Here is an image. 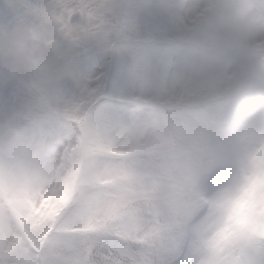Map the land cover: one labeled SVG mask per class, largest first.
Masks as SVG:
<instances>
[{"label":"rangeland","instance_id":"obj_1","mask_svg":"<svg viewBox=\"0 0 264 264\" xmlns=\"http://www.w3.org/2000/svg\"><path fill=\"white\" fill-rule=\"evenodd\" d=\"M19 1L17 9L0 7V27L27 28L58 52L65 72L60 87L44 83L32 89L10 76L0 60V253L6 264H36L35 248L74 190L81 161L78 122L104 88L113 61L109 54L112 19L120 0ZM172 2H150L144 10L145 35L160 40L194 38L205 50L186 45L168 57L150 48L141 58L134 47L123 48L121 61L139 65L133 78L113 95L143 101V107L135 111L139 108L109 104L101 111L107 116L94 114L83 126L94 137L90 141L94 147L89 145L86 154L92 148L94 152H132L136 157L128 162L103 158L101 166L90 158L84 180H118L131 173L132 164L142 172L134 180L136 193L116 188V194H99L62 226L71 231L67 247L78 249V257L70 264H84L92 248H97L95 238L83 240L75 231L99 234L110 215L129 202L161 200L170 203L180 218L196 209L198 191L192 184L201 182L204 189L213 184L210 172L217 165L216 141L229 116L231 95L243 81H253L261 93L258 109L249 114L241 134L250 148L244 174L233 175L214 198L191 264H247L264 252V239L257 238L264 236V0H187L182 8H173ZM75 14L80 20L72 23ZM129 32L138 37L140 30L132 27ZM47 90L52 93V107L46 108L42 94ZM170 106L187 109L181 112L186 123L173 127L166 121L164 110ZM25 112L27 116H22ZM106 117L102 126L100 120ZM33 118L34 123L29 122ZM175 135L182 140L179 148L172 145ZM53 142L59 146L51 148ZM47 149L51 152L46 154ZM146 149L147 161L137 154ZM154 159H160L167 171L154 165ZM4 203L21 206L17 213L21 227ZM177 207L181 209L175 211ZM133 218L123 216L107 230L109 244L120 255L148 264L138 251L152 234L159 244L161 260L157 262L176 253L181 223L170 226L171 220L165 224L156 218ZM134 242L139 243L138 251L131 249ZM145 247L149 250L152 244Z\"/></svg>","mask_w":264,"mask_h":264},{"label":"trees","instance_id":"obj_2","mask_svg":"<svg viewBox=\"0 0 264 264\" xmlns=\"http://www.w3.org/2000/svg\"><path fill=\"white\" fill-rule=\"evenodd\" d=\"M2 4L10 9H17L20 5L18 4L17 0H3ZM50 95V102L52 101V93L51 91L47 90L45 93ZM52 106V102H51ZM40 118V117H37ZM142 160L147 161L146 159L148 158L147 153H142ZM154 165H160L161 169L164 168L165 171H167V168H165V165L162 163L160 159H154L153 160ZM140 171V174L142 172L141 168H138ZM138 169L136 171H138ZM137 173H125L123 178L118 179V180H113L107 183H101V184H96V183H86V184H79L80 178L79 176L76 178V188L86 187L89 190L88 196L91 197L96 194H116L115 189L119 188L121 190H126V191H134L136 193V190L133 189L136 187L137 183L135 184L136 179H139V176ZM193 179L192 177L189 178V180ZM135 184V186H134ZM185 186V184L183 185ZM195 188L198 193H197V199H198V204L196 209H192L188 215H186L183 218H180L179 212L172 211L171 204H163L161 200L154 201L148 198H144L142 201L136 202H129L125 207H123L121 210L114 211L109 219L107 220V223L100 229L102 232H98L99 234H96V232H91V231H85V232H76V235L80 237L83 240H90L94 239L97 242V248L93 247L92 248V253L84 260V264H138L134 262L131 258L119 255L115 260L110 259L107 257V249L105 245L103 244L102 240L99 239L100 236L106 235L108 229L114 228V224L117 223L120 220L121 217L126 216L127 219L129 216H134L132 220H139V219H147L151 218L152 219H160L162 222H165V224H169V221L171 220L172 224L170 226L175 225L176 223H181V227L178 228V244L176 248V253L172 256L170 263L169 264H177V256L178 253H180V249L183 243L184 239V232L186 229L189 227L193 228V221L195 219V216L197 215L199 211V207H202V204L205 200V197L203 195V191L201 192V186L199 183L193 182L192 188ZM73 201V198H71L67 204ZM179 207L175 209V211H178ZM155 211V212H153ZM148 212H152L148 215ZM173 213V214H172ZM61 213H56L54 215V220H56L60 217ZM148 215V216H147ZM165 216V217H164ZM155 219V221H156ZM54 223V224H53ZM51 224L50 228L44 234V236L41 238V242L38 247L35 248V259H36V264H50L51 263V258L58 248H63V251L61 252L63 255H65V264L70 262L71 260L68 257V255H72L75 259L78 257V249L72 250L67 247L66 241L70 238L71 234H66L63 235L59 233L56 228H55V221H53ZM53 225V226H52ZM181 230V231H180ZM195 231V229H194ZM96 234V236H95ZM257 238L259 239H264L263 235H258ZM157 237L155 235H149L145 238V243L144 247H142L139 251L135 249L139 243L134 242V247L133 251H138V255L140 258H142V261H148V264H165L166 261H160L157 262L158 260H161L158 258V248L159 244L156 241ZM152 244V248L149 250H146V244ZM145 248V250L142 251L143 255H141L139 252ZM60 252L57 254L58 258H60ZM67 258V259H66ZM168 258V259H170ZM61 259V258H60ZM157 260V261H156ZM117 261V263H116ZM55 264V263H54Z\"/></svg>","mask_w":264,"mask_h":264},{"label":"clouds","instance_id":"obj_3","mask_svg":"<svg viewBox=\"0 0 264 264\" xmlns=\"http://www.w3.org/2000/svg\"><path fill=\"white\" fill-rule=\"evenodd\" d=\"M0 60L5 62L10 76L23 80L32 89L44 83L58 88L65 78L58 52L22 26L0 27Z\"/></svg>","mask_w":264,"mask_h":264},{"label":"snow or ice","instance_id":"obj_4","mask_svg":"<svg viewBox=\"0 0 264 264\" xmlns=\"http://www.w3.org/2000/svg\"><path fill=\"white\" fill-rule=\"evenodd\" d=\"M80 20V16L79 14H75L72 19L71 22L72 23H77ZM247 264H264V252H262L258 258L256 259H251L249 261H247Z\"/></svg>","mask_w":264,"mask_h":264},{"label":"bare ground","instance_id":"obj_5","mask_svg":"<svg viewBox=\"0 0 264 264\" xmlns=\"http://www.w3.org/2000/svg\"><path fill=\"white\" fill-rule=\"evenodd\" d=\"M52 102V101H51ZM220 193V192H219ZM90 200V197L86 200V202L84 203V206L82 207V209L78 212V215L82 212L83 208H85L87 202ZM68 258L72 261L73 260V256L72 255H68ZM70 261V262H71ZM70 262L66 263V264H70Z\"/></svg>","mask_w":264,"mask_h":264}]
</instances>
